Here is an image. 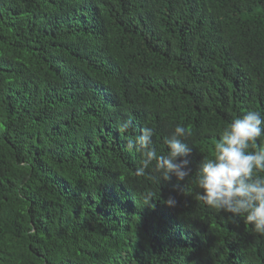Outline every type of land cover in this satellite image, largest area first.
<instances>
[{"label": "trees", "instance_id": "trees-1", "mask_svg": "<svg viewBox=\"0 0 264 264\" xmlns=\"http://www.w3.org/2000/svg\"><path fill=\"white\" fill-rule=\"evenodd\" d=\"M248 111L264 0H0V264H264V237L195 198ZM177 124L189 177L137 176L129 139L152 127L166 154Z\"/></svg>", "mask_w": 264, "mask_h": 264}, {"label": "clouds", "instance_id": "clouds-1", "mask_svg": "<svg viewBox=\"0 0 264 264\" xmlns=\"http://www.w3.org/2000/svg\"><path fill=\"white\" fill-rule=\"evenodd\" d=\"M131 121L120 126L127 131ZM155 130L145 127L141 134L129 139L128 152L142 154L137 176H145L147 170L156 172L160 180L184 181L191 172L188 157L192 147L185 140L192 135L191 130L177 124L169 136L163 138L167 146L166 154H158L154 147ZM212 156H203L195 173V183L199 188L196 200L216 213H230L229 219L242 217L245 225L254 233L264 237V115L259 111H248L233 119L219 133ZM159 180V182H160ZM155 194H145V205ZM165 203L175 205L169 197Z\"/></svg>", "mask_w": 264, "mask_h": 264}]
</instances>
